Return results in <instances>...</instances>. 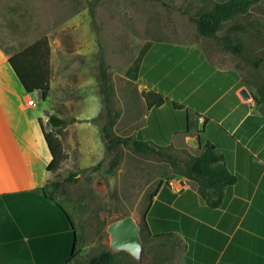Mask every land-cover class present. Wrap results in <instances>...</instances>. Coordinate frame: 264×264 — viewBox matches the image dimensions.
<instances>
[{
    "label": "crops",
    "instance_id": "0c3cea01",
    "mask_svg": "<svg viewBox=\"0 0 264 264\" xmlns=\"http://www.w3.org/2000/svg\"><path fill=\"white\" fill-rule=\"evenodd\" d=\"M36 40L17 50L12 47L14 41L9 49L0 42V264H69L74 252L82 258L88 253L84 247L89 249L83 233L80 243L72 215L74 223L58 207L65 208L68 199L57 197V192L50 198L44 189L55 173L48 170L52 154L41 121L51 131L53 127L46 125L49 115L65 116L51 102L40 106L33 94L42 97L41 92H27L9 62L10 56ZM179 48L178 44L155 40L144 54L135 79L141 96V123L135 130L131 114V120L124 121V129L130 133L126 136L167 148H185L191 155L211 143L223 154L236 182L226 188L217 208L209 206L191 183L182 182L177 188L163 184L147 217L165 188L183 201L178 206L176 202L166 205L167 210L179 213L173 224L166 214L157 218L168 222V228L154 229L147 220L150 231L145 238L141 235L146 260L151 257V261L145 264H264V105L255 98L260 96L259 87L247 81L233 64L227 68L214 65L203 51L205 70H194L193 77H184L181 71L188 68L181 67L184 59ZM52 64L51 47L53 71ZM80 75L78 88L83 96L74 115L76 121L68 124L59 137L69 154L63 166L74 160L79 169H87L97 163H84L83 157L89 152L98 157L102 153V160L105 156V144L99 136L101 126L93 121L104 105L96 78L86 77L83 68ZM244 88L249 98L241 94ZM148 90L158 91L169 100L149 108L142 95ZM173 101L189 110L176 108ZM189 191L191 197H184ZM185 204H195L204 211L197 214L193 208L186 210ZM201 227L207 230L202 233Z\"/></svg>",
    "mask_w": 264,
    "mask_h": 264
},
{
    "label": "rangeland",
    "instance_id": "374dc122",
    "mask_svg": "<svg viewBox=\"0 0 264 264\" xmlns=\"http://www.w3.org/2000/svg\"><path fill=\"white\" fill-rule=\"evenodd\" d=\"M219 1L224 0H0V42L9 49L10 42L14 41L12 47L17 50L41 36L48 37L53 62L51 100L45 102L38 94L33 96L40 106L51 102L53 107L63 112L64 118H74V121L78 101L83 96L81 88H78L82 68L86 77L93 75L96 78L103 97L99 67L102 54L114 86L115 110L120 113L115 130L126 136L130 133L124 129V121L131 120L133 114L136 130L141 123L142 111L134 72L127 75V70L142 48L155 40H166L180 46L179 53L184 59L181 67L188 68L181 71L184 77H193L205 70L201 58L203 51L214 65L227 68L233 64L254 87L264 85V0H254L249 12L225 23L218 37H204L190 16L198 15L200 10L212 9ZM92 5L96 10V23L92 22ZM234 23L242 25L243 30L231 29ZM227 34L235 43L244 46L242 55L223 49V36ZM260 58L262 60L257 66L255 61ZM104 113L103 107L101 114ZM46 125L49 129L53 127L49 119ZM99 136L102 139L101 129ZM166 150L176 157L175 160L139 153L126 146H122L118 153L106 151L103 160L102 153L98 157L95 152H89L83 157L86 164L102 160L103 165L98 170L87 168L78 182L65 183L56 193L57 197L70 202L65 203V208L75 220L80 243L83 233L84 243L89 247L83 249L80 246L88 251L83 259L107 248L110 241L108 225L124 216L133 215L138 220L145 238L147 230L142 218L159 183L169 181L176 188L182 182L190 183L182 172L191 154L185 148L173 146ZM73 171L82 169L74 160H68L55 172L53 180ZM112 174L117 175L114 192H111L108 180ZM191 193L185 192L184 197H191ZM182 201L177 193L165 188L147 217L152 228H168L173 224V218L176 219L179 213L167 210L166 205L176 202L178 206ZM183 207L186 210L193 208L197 214L204 211L195 204ZM163 214L170 217V225L157 220ZM187 218H184V224ZM201 230L203 233L207 228L201 227ZM119 254L120 264H140L127 251ZM148 261L151 257L143 264Z\"/></svg>",
    "mask_w": 264,
    "mask_h": 264
},
{
    "label": "trees",
    "instance_id": "16d2710c",
    "mask_svg": "<svg viewBox=\"0 0 264 264\" xmlns=\"http://www.w3.org/2000/svg\"><path fill=\"white\" fill-rule=\"evenodd\" d=\"M254 4V0H224L215 2L212 9L200 10L198 15L190 16V20L193 21L199 33L204 37H218L219 31L223 25L230 21H235L241 14L249 12ZM92 22L96 23V10L94 6H91ZM231 29L243 30V26L237 23L233 24ZM152 43V42H151ZM151 43L146 44L137 59L127 70V75L134 72V78L137 79L142 58ZM223 49L225 51H231L237 55H242L244 52V46L241 43H235L232 36L227 34L223 36ZM258 59L255 64L259 66L260 61ZM10 65L17 74L19 80L24 86L25 90L29 93L40 91L42 99L46 100L51 91V46L49 39L46 35L36 40L31 45L27 46L20 52L9 57ZM100 81L101 90L103 93V103L105 113L100 114L94 118L93 121L101 125L102 139L105 144L107 153L119 152L122 146L131 147L134 151L144 154H153L160 157L174 159L175 156L169 153L165 146L156 145L153 142L144 141L136 138L135 136H123L116 132L115 125L119 112L115 110L113 91L114 86L110 79L109 67L105 62L103 55L100 56ZM259 97H255L259 105H264V85L258 89ZM143 97L147 102L149 108L160 107L169 98L155 90H148L142 92ZM173 105L176 108H186L185 105L173 101ZM189 110V109H188ZM74 121L72 119L61 118L56 114L49 116V123L57 130L48 131L41 121V126L44 132L45 139L52 154V160L48 166V170L57 172L62 167L63 163L69 158V154L65 151L63 142L59 137L62 129L68 124ZM177 160L175 164H177ZM103 161L92 166V169L98 170L102 167ZM185 170L182 172L186 176L189 182L193 185V188L198 191L201 198L211 207H219L225 197L226 188L236 182V176L228 169L224 163V156L220 153L211 143H206L201 146V150L197 155H191V158L185 163ZM82 171H73L67 176H63L60 179H52L49 181L46 190L47 196L52 198L54 193L60 191L65 183L78 182ZM163 184L170 186L169 181H161L152 193L150 198V204L143 215V224L147 230L150 231L147 222V213L150 208L153 198L160 190ZM50 189L51 193H48ZM213 189V192H211ZM58 207L69 217V220L73 221L71 215L64 206L58 204ZM75 225V223H74ZM76 250V245H75ZM130 254V253H129ZM119 252L112 254L107 249L101 252L83 259L77 258L74 252L69 264H120L118 261ZM149 264V263H148Z\"/></svg>",
    "mask_w": 264,
    "mask_h": 264
},
{
    "label": "water",
    "instance_id": "95a60500",
    "mask_svg": "<svg viewBox=\"0 0 264 264\" xmlns=\"http://www.w3.org/2000/svg\"><path fill=\"white\" fill-rule=\"evenodd\" d=\"M241 94L245 98H249L250 94L244 88ZM110 190L114 192L117 185V175L112 174L108 177ZM213 192V189H211ZM109 233L110 244L107 248L112 254L120 251H127L139 263L143 264L146 260V247L141 235V224L133 215L124 216L107 227Z\"/></svg>",
    "mask_w": 264,
    "mask_h": 264
},
{
    "label": "built area",
    "instance_id": "2783aa9c",
    "mask_svg": "<svg viewBox=\"0 0 264 264\" xmlns=\"http://www.w3.org/2000/svg\"><path fill=\"white\" fill-rule=\"evenodd\" d=\"M31 103H34V100H31Z\"/></svg>",
    "mask_w": 264,
    "mask_h": 264
}]
</instances>
